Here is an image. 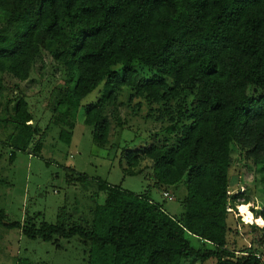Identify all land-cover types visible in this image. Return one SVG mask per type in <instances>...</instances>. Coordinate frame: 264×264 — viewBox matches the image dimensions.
<instances>
[{"label":"trees","instance_id":"1","mask_svg":"<svg viewBox=\"0 0 264 264\" xmlns=\"http://www.w3.org/2000/svg\"><path fill=\"white\" fill-rule=\"evenodd\" d=\"M45 54L62 71L47 106L59 141L71 143L82 101L104 84L84 120L94 144L115 148L113 130L131 129L121 109L136 115L147 107L145 118L161 125L164 139L122 148L125 173L151 170L147 176L163 195L186 179L190 200L206 207L249 205L254 221L242 224H259L264 246V206L240 202L244 192L227 195L238 183L230 176L231 145L258 170L264 188V0H0V73L26 82L38 66L44 82ZM5 87L0 77V119L13 127L8 141L40 155L43 130L18 88L12 114L2 118ZM96 184L104 201L93 196L89 216L78 221L63 209L58 224L37 228L32 219L7 222L0 209V226L44 242L77 237L88 264H263L252 246L235 251L223 239L193 235L149 193Z\"/></svg>","mask_w":264,"mask_h":264},{"label":"rangeland","instance_id":"2","mask_svg":"<svg viewBox=\"0 0 264 264\" xmlns=\"http://www.w3.org/2000/svg\"><path fill=\"white\" fill-rule=\"evenodd\" d=\"M43 58L47 66L44 70V82L38 76V66L33 68L26 82L0 73L6 86L2 118L12 114L15 105L12 92L18 88L19 94L29 102L34 126H39L44 134L37 137L44 143L41 154H31L32 147L23 150L8 141L13 127L6 126L0 119V209L5 212L7 222H19L23 225L32 219L37 228L43 223L56 225L63 209L73 212L74 220L78 221L83 214L89 216L93 196L97 202L103 203L105 194L97 192L96 182L99 181L139 195L149 193L151 199L161 204L170 215L187 221L190 233L197 237L208 238L211 235L219 239L218 242L225 240L232 250L242 251L245 247L252 246V249L262 252L259 224L254 223L257 228L244 226L242 223H246L245 218L239 219L236 215L239 213L238 209L229 211L231 214H224L225 211L228 212L229 205L206 207L200 200L195 204L190 200L186 179L169 188L174 198L169 201L157 190L152 178L147 176L151 170L135 176L125 173L127 164L121 163L122 148L142 150L151 143L164 139L160 131L161 125L145 118L147 107H143L136 115H132L129 109L122 108L121 116L128 120L131 129H125L121 134L113 130L111 142L115 148L112 150L99 148L93 142V128L87 126L84 120L88 106L99 100L104 86L102 84L82 101L71 143L59 141L60 129L51 125L53 113L47 106L50 102L49 93L62 80V71L47 54ZM7 104L9 111L5 113L4 107ZM157 133L159 138L155 139ZM231 149L233 164L230 176L238 179L231 191L235 194L244 190V197L239 201L244 202L249 198L255 209L260 210L264 206L261 175L252 163L240 156L235 145H231ZM243 205L247 204L240 203V212ZM75 208L78 209L77 212H74ZM243 214L247 215L248 221L254 219L246 206L243 207ZM188 238L195 248L202 245L197 238ZM0 264H88V252L77 237L44 242L27 238L20 229L0 226ZM181 264H215V260L202 263L190 258L183 260Z\"/></svg>","mask_w":264,"mask_h":264},{"label":"built area","instance_id":"3","mask_svg":"<svg viewBox=\"0 0 264 264\" xmlns=\"http://www.w3.org/2000/svg\"><path fill=\"white\" fill-rule=\"evenodd\" d=\"M243 192H244V190H243L241 193H243ZM227 195H228V196H232V195H233V193H232V191H231V188H228V189H227ZM164 197L167 198L169 201H173V200H174L173 196H172L170 193H168V192H165V193H164ZM247 206H248V208H249V210H250L249 205H247ZM237 209H238L237 212H239V213H237L236 215H237L238 217H241V218L244 220V217L242 216V214H241V212H240L239 205L237 206ZM228 211L233 212L234 210L231 209L230 207H228ZM245 222H246V221H245ZM245 224H250V223H245ZM256 257H257V259H259V260H261V261L264 260V246H263L262 252L257 253V254H256Z\"/></svg>","mask_w":264,"mask_h":264},{"label":"bare ground","instance_id":"4","mask_svg":"<svg viewBox=\"0 0 264 264\" xmlns=\"http://www.w3.org/2000/svg\"><path fill=\"white\" fill-rule=\"evenodd\" d=\"M245 206H246L247 209L249 210V208H248L247 205H243V206H242V209H241V214H242V216L245 218L246 223H252V222L254 221V219H252L253 221H252V220H251V221H248V220H247V215L243 214V207H245ZM249 211H250V210H249ZM252 215H253V214H252ZM253 218H254V215H253Z\"/></svg>","mask_w":264,"mask_h":264}]
</instances>
